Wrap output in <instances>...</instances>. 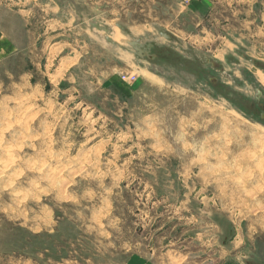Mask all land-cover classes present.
Returning a JSON list of instances; mask_svg holds the SVG:
<instances>
[{"label": "rangeland", "instance_id": "374dc122", "mask_svg": "<svg viewBox=\"0 0 264 264\" xmlns=\"http://www.w3.org/2000/svg\"><path fill=\"white\" fill-rule=\"evenodd\" d=\"M258 73L264 0H0V264H264Z\"/></svg>", "mask_w": 264, "mask_h": 264}, {"label": "crops", "instance_id": "0c3cea01", "mask_svg": "<svg viewBox=\"0 0 264 264\" xmlns=\"http://www.w3.org/2000/svg\"><path fill=\"white\" fill-rule=\"evenodd\" d=\"M95 20H98V19H95ZM101 31H103V32H105L107 35H105V38H104V42H105V44H107V45H110L111 44V46H114V45H116L117 47L120 45V46H122V47H125V46H132V45H134V44H140V39H136L135 41H130L129 39H125V41H124V39H121L122 41H121V43L119 44V45H117L116 43H115V41L113 40V38L111 37L112 35H113V33H111V32H109V29H108V26H106L105 24L103 25V27L102 28H100L99 30H98V32H101ZM109 32V34H108V32ZM103 32H101V33H103ZM104 34V33H103ZM128 38V37H127ZM131 38V37H130ZM107 41V42H106ZM108 41H110V42H108ZM125 42H127V44L124 46V44H125ZM108 43H110V44H108ZM199 53V52H198ZM251 62L252 63H256L255 62V60H253V59H251ZM259 74L260 75H263V73H258L257 74V78H258V76H259ZM263 77H264V75H263ZM258 80H259V78H258ZM260 81V80H259ZM257 92H259L260 93V91L258 90Z\"/></svg>", "mask_w": 264, "mask_h": 264}, {"label": "bare ground", "instance_id": "6f19581e", "mask_svg": "<svg viewBox=\"0 0 264 264\" xmlns=\"http://www.w3.org/2000/svg\"><path fill=\"white\" fill-rule=\"evenodd\" d=\"M124 41H125V40H124ZM258 78H259V80H260L259 82L262 83V84L264 85V77H263V75H260V74H259ZM3 145H5V144H3ZM1 147H2V146H1ZM1 147H0V148H1ZM4 147H5V146H4ZM7 147H8V146L6 145L5 148L7 149ZM11 147H13V145H12ZM9 148H10V146H9ZM9 148H8V149H9ZM8 149H7V150H8ZM12 149H14V148H12ZM12 149H11V150H12ZM3 150H4V149H3ZM7 150H6V151H7ZM11 150H10V152H11ZM4 151H5V150H4ZM8 152H9V150H8ZM8 154H9V153H8ZM11 154H12V152H11ZM9 157H10V156H9ZM10 158H11V157H10ZM7 160H8V162H9V159H8V158H7ZM10 160H11V159H10ZM2 162H3V160H2ZM4 162H6V161H4ZM12 162H13V161H12ZM0 163H1V161H0ZM10 164H11V163H10ZM1 166H2V164L0 165V167H1ZM3 167L5 168L4 165H3ZM8 167H11V165H10V166H8V165L6 166V168H8ZM1 168H2V167H1ZM4 168H3L2 170H4Z\"/></svg>", "mask_w": 264, "mask_h": 264}, {"label": "water", "instance_id": "95a60500", "mask_svg": "<svg viewBox=\"0 0 264 264\" xmlns=\"http://www.w3.org/2000/svg\"><path fill=\"white\" fill-rule=\"evenodd\" d=\"M134 45H138V44H134Z\"/></svg>", "mask_w": 264, "mask_h": 264}, {"label": "flooded vegetation", "instance_id": "af4514ba", "mask_svg": "<svg viewBox=\"0 0 264 264\" xmlns=\"http://www.w3.org/2000/svg\"><path fill=\"white\" fill-rule=\"evenodd\" d=\"M142 42H140V44H141Z\"/></svg>", "mask_w": 264, "mask_h": 264}]
</instances>
